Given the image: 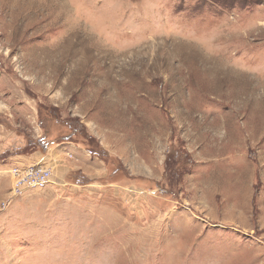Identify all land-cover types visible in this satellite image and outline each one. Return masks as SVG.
Returning a JSON list of instances; mask_svg holds the SVG:
<instances>
[{
  "label": "rangeland",
  "instance_id": "rangeland-1",
  "mask_svg": "<svg viewBox=\"0 0 264 264\" xmlns=\"http://www.w3.org/2000/svg\"><path fill=\"white\" fill-rule=\"evenodd\" d=\"M39 104L110 167L97 133L153 170L119 187L115 168L54 166L56 183L11 196L22 148L0 151V264H264V0H0V145L7 106L36 134L21 112ZM217 109L243 128L245 222L198 217V118Z\"/></svg>",
  "mask_w": 264,
  "mask_h": 264
},
{
  "label": "crops",
  "instance_id": "crops-1",
  "mask_svg": "<svg viewBox=\"0 0 264 264\" xmlns=\"http://www.w3.org/2000/svg\"><path fill=\"white\" fill-rule=\"evenodd\" d=\"M7 107L10 109L8 120L14 126L9 131H5V142L0 145V151L10 150L15 146L22 148L21 152L10 157L16 163L44 162L52 164L56 169L59 168L63 178H70L71 175L74 176L82 171L84 176L89 177L91 180L100 177L106 171L110 173L115 168L111 171V174H119L120 178L115 182L116 186L119 187H126L124 182L127 180L138 179L136 177L131 178V176L149 174L153 170L152 166L148 164L149 155L144 157L146 160L143 159V161L148 162L145 164L133 159L132 157L135 155L130 150L125 152L128 158H123L121 154L116 152V148L114 149V146H111L108 142L106 134H103V132L97 133L99 136L96 141L102 147V152L104 153L106 150L109 155L116 158L114 159L117 162L116 165L110 167L104 158L94 154L89 148L90 144L87 142L90 141L88 139L90 138L89 135L85 136L83 134V137L79 139L75 131L65 133L67 135L61 133V129H68L72 126L60 121L53 114V109L42 115L40 114L41 105L39 104L38 109L36 106H30V109L33 110L32 113L28 111L21 112L27 123L31 124L32 120L35 119L38 121L39 129L35 131L36 135L28 126L27 128L19 127L16 121L17 113H13L10 106ZM210 114V117L203 116L206 120L198 118V217L200 221H205L207 224H210V221H222L231 224L245 222L248 218V208L252 204L251 182L254 184L255 177L251 179L250 172L245 168L250 163L249 155L242 150L243 146L240 142L237 146L234 145V135L242 131L243 128L238 127L233 122L228 123V116H231L228 111L217 109L210 112ZM214 130L217 131L216 135L212 133ZM2 135L0 132V137ZM205 135H209L210 140ZM47 137L54 142L50 146H46L45 143L44 146L48 150L46 155H48L49 160L44 159L43 152L37 150L41 149L39 148V142L46 140ZM211 141H215V143ZM7 143H10V145L7 146ZM35 145H37V148L34 152H30L29 147ZM56 169L55 171H57ZM122 173H128V175H124V178L120 181L119 179L123 177ZM215 208H223V210L217 212Z\"/></svg>",
  "mask_w": 264,
  "mask_h": 264
},
{
  "label": "built area",
  "instance_id": "built-area-1",
  "mask_svg": "<svg viewBox=\"0 0 264 264\" xmlns=\"http://www.w3.org/2000/svg\"><path fill=\"white\" fill-rule=\"evenodd\" d=\"M54 166L39 162L18 164L10 169L12 179L11 196L22 195L31 189H43L55 182ZM9 200L0 202V212L7 208Z\"/></svg>",
  "mask_w": 264,
  "mask_h": 264
}]
</instances>
